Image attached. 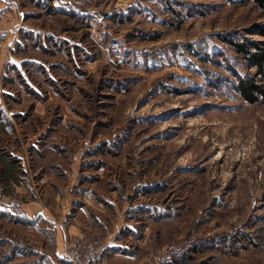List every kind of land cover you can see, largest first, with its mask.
Returning <instances> with one entry per match:
<instances>
[{"label":"rangeland","instance_id":"obj_1","mask_svg":"<svg viewBox=\"0 0 264 264\" xmlns=\"http://www.w3.org/2000/svg\"><path fill=\"white\" fill-rule=\"evenodd\" d=\"M17 5L35 31L0 57V264H51L54 227L19 206L65 194L83 254L125 229L105 264H264V100L237 91L253 70L225 41L262 40L264 7Z\"/></svg>","mask_w":264,"mask_h":264},{"label":"crops","instance_id":"obj_2","mask_svg":"<svg viewBox=\"0 0 264 264\" xmlns=\"http://www.w3.org/2000/svg\"><path fill=\"white\" fill-rule=\"evenodd\" d=\"M43 3L46 2L44 1ZM23 16L20 13L17 0H0V57L1 54L5 55L7 52H18L19 47L24 45L20 40V36H27V34L34 33L35 30L33 28L27 30L24 29ZM19 26L21 27L19 28ZM18 65L17 62H12V64H10L12 68L18 67ZM0 100H2L1 96ZM72 202L69 200V196L65 194L60 200L58 198V202L55 205L57 208H54V210H51L48 207H42L38 202L28 203V205L21 204L19 206V212H21L22 216L31 220L33 224H37L43 220L47 222L48 229L54 227L55 238H53V245L55 251L53 257L50 255V259L53 263L55 258L60 262L67 260L66 249L68 240L82 239L86 234V231L84 232L79 228L78 223L75 222L76 219H68V216L72 213L73 209ZM6 209L9 210L10 208L6 207ZM121 230H124V228ZM120 240H122L120 236L116 238L113 237V239L109 238L105 241H103V239L100 240L99 247L102 246L104 249L99 258L102 264H105V258L108 256L107 252L106 255L103 256L104 251L114 248L113 253L116 255H120L121 253H118L120 251L123 252L119 247H114V245L119 244ZM73 264L77 263L73 262Z\"/></svg>","mask_w":264,"mask_h":264},{"label":"trees","instance_id":"obj_3","mask_svg":"<svg viewBox=\"0 0 264 264\" xmlns=\"http://www.w3.org/2000/svg\"><path fill=\"white\" fill-rule=\"evenodd\" d=\"M260 7H264V0H254ZM253 33L259 35L262 40L249 41L245 37L226 38L233 50L242 57L247 68L253 70L252 74L237 75L236 89L241 97L250 104H256L264 100V25L255 26ZM1 50V47H0ZM24 223L34 225L31 220L24 218ZM35 226V225H34ZM125 229L122 231V236H125ZM121 237L123 241V237ZM112 250V248H111ZM110 251V249H108ZM125 253L127 251L123 249ZM129 252L134 253L133 250ZM102 254V253H101ZM47 262H53L50 259V254L47 253Z\"/></svg>","mask_w":264,"mask_h":264},{"label":"built area","instance_id":"obj_4","mask_svg":"<svg viewBox=\"0 0 264 264\" xmlns=\"http://www.w3.org/2000/svg\"><path fill=\"white\" fill-rule=\"evenodd\" d=\"M79 241L69 240L67 243L66 257L75 263L95 264L98 256H101V250L95 248L93 244L85 246L86 251L83 254L78 246Z\"/></svg>","mask_w":264,"mask_h":264}]
</instances>
